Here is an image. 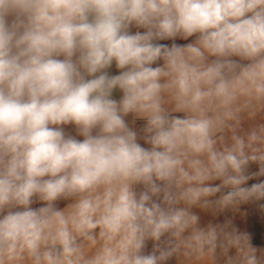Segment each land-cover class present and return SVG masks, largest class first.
Wrapping results in <instances>:
<instances>
[{
	"label": "clouds",
	"instance_id": "obj_1",
	"mask_svg": "<svg viewBox=\"0 0 264 264\" xmlns=\"http://www.w3.org/2000/svg\"><path fill=\"white\" fill-rule=\"evenodd\" d=\"M264 0H0V264H264Z\"/></svg>",
	"mask_w": 264,
	"mask_h": 264
},
{
	"label": "crops",
	"instance_id": "obj_2",
	"mask_svg": "<svg viewBox=\"0 0 264 264\" xmlns=\"http://www.w3.org/2000/svg\"><path fill=\"white\" fill-rule=\"evenodd\" d=\"M244 226L254 234V238L257 242L264 238V215H251Z\"/></svg>",
	"mask_w": 264,
	"mask_h": 264
}]
</instances>
